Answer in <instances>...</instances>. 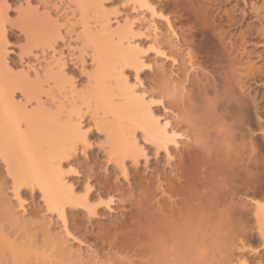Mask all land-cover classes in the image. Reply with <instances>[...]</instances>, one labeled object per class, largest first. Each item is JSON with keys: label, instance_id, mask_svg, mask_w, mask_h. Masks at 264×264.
<instances>
[{"label": "bare ground", "instance_id": "bare-ground-1", "mask_svg": "<svg viewBox=\"0 0 264 264\" xmlns=\"http://www.w3.org/2000/svg\"><path fill=\"white\" fill-rule=\"evenodd\" d=\"M100 1L103 3L105 0ZM134 1L139 2L141 7L149 8L153 15H157L155 9L152 7L154 4H151L156 3L157 0H152V2H149V0ZM189 1L190 3L197 4V9L202 12L199 16L196 15L195 22L197 24L191 29V37L187 38L183 36V33L178 37L175 31L173 34L177 36L176 38L179 43L188 48V53H186L187 59H182L186 60L189 67L185 68V66L182 68L181 66L178 69L180 73L185 72L183 79H181L180 74H178V77H176L177 75L175 76V80L170 78V83V80L166 81L163 78L160 83L161 86H159L161 88L159 103L176 110L180 118L179 121L185 125L183 129L178 127L183 132L181 135H177L173 131L169 132L168 127L170 125L167 123L162 125L159 118H155V115L152 113L153 109L150 104L145 103L144 96L142 99L140 97L136 98V96L131 95V91L127 93L124 89L128 96L124 94L125 97L122 96V98H125L124 101L126 102L120 101L123 104L116 105L114 102L118 99L112 100L114 91L110 89L113 92L111 95V92L108 90L109 88L107 89L108 86H106L109 84L104 83V87V84H101L102 82H98V84L102 85V88L99 90V86L95 90V92L99 90L96 92L97 97L99 93L97 100L100 99L103 104L105 103L104 105L107 108L109 106L108 109L113 111V115L117 116L114 121V126H118L117 131L116 127L110 126L112 124H105L104 120L107 121L105 116V119L102 117L101 121H99L98 126L101 127L102 124H105L106 127H112L111 130L107 127L106 132L110 130L111 135L109 136H113L110 139L113 145L111 147V144H109V146L112 150H115V154H113L116 156H114L115 159L111 156L113 151L111 152L110 148V151H107V153L110 161H115V165L118 166L123 178L127 181L128 193L126 192L127 190L122 191L121 187L111 188L110 186V190H107L104 188L105 184H102L103 182L96 181L94 186L88 184L85 187L84 196L81 197V195H76L74 184L66 180L67 177L62 167V160L74 155L73 153L79 150L76 144L77 140H71V138L76 137L78 139L79 137V139L83 140L79 142H82L84 146L91 147V143L89 144V139L87 138L88 131L82 132L81 119H83V114L80 116V113L78 119L76 118V126H70L72 128L67 126L69 129H65L63 126L65 124L64 121L69 117L65 120V117L62 116L64 120L60 122L64 123L62 127L65 130L63 131L57 126V122L56 125L55 122H52V124L54 123L53 126L48 127L47 124V127L43 126L42 129L40 128L39 132H44L45 130L44 139L48 144L45 149L42 144L38 143L36 145L33 143L34 141L31 143L28 138L26 139L25 135H23V128H21L22 118L28 115V112H23L28 107L26 106L28 103L27 97L30 96L26 93V83L28 81L23 86L26 90H23L22 86H20L22 90L17 88L23 94L22 97L25 99L24 105L21 103L22 100L17 101L18 103L14 102L13 95L15 93L13 94V92L15 91L12 94L10 91H7L10 93V96L0 92V159L6 164L7 174L13 179V193L20 204L19 207L25 210V200L21 195L27 193V190H29L28 192L31 191L32 199L39 192L46 211L57 214L63 222L66 233V236H64L68 237V241L71 238L77 239L76 235L86 239L87 242L92 238L87 233H81L84 225L81 228L82 224L79 221L80 227L77 226L79 224L76 222L78 219L74 218L77 214L84 215L86 219L84 221L91 226L94 222V217L92 216H95L99 205L103 204L110 208V204L118 202L117 208L120 209L122 216L121 218L114 219L112 226L108 228L111 233L108 235L109 240L107 242L109 241V243L105 245V249L108 248V253L114 252L115 256L103 258L100 262L95 257H92V260H87L81 254L72 251V248L70 249L64 236L55 232L53 233L50 223L46 224L39 220L37 221V216L33 213H31V218L29 219H26L25 215L22 217L14 216L11 211L13 209L7 206L8 201L6 200L7 202H5V198L1 195V190L0 264H9V259H12V264H19L17 260L19 258L18 250L24 247L31 250L33 256L28 257L26 253L25 256L27 257H24L23 254L20 255L23 260L26 258L23 261L24 263L21 261L22 263L20 262V264H232L237 259V253H241L242 257H244L247 252L244 251V248L249 243L260 240L264 244V205L256 204L258 209H256L257 211L254 215L250 204L253 198L264 200V117H254L253 113H257L255 112V106H253L255 103L253 104L254 101L251 98L249 99L248 92L254 85L261 84L259 87L263 89L264 96V67L259 69L255 67L251 60L252 57L250 58L251 53L248 51L251 41L257 38L255 37L254 21H250L245 30L240 32L235 39L232 33L237 29L238 22L234 19V15L231 12H224L221 17H218L217 9L214 8L216 4H219L217 0ZM251 10L253 13H246L244 16L246 21L252 20L254 17H260L257 6L252 5ZM259 21L262 23L264 17L260 18ZM106 23L108 22L106 21ZM107 26L105 24L103 32H105V27ZM261 36L263 37L264 33ZM122 39L120 38V41H117L123 48V46L125 47L123 45L125 42ZM131 44V41H128L127 47L129 49L130 47L132 48ZM158 44L161 47L160 44L163 43ZM164 45L162 47L164 49L167 48ZM127 47L123 49L126 52H120L124 56L127 54L126 57L130 56L131 52H136L135 47L137 52L140 50L138 49L139 47L135 46L133 47L134 49L132 48L133 51L130 49L131 51L129 52V50L127 51ZM176 47L178 46L176 45ZM158 49L159 51L162 50ZM117 51L119 52V50ZM162 51L161 54L166 56L164 51ZM178 51L174 53L173 49L170 50L174 58L179 57ZM137 52L135 55H137ZM133 53L131 56H135ZM115 55L113 56L115 57ZM138 55L135 62L141 59ZM3 56L5 57L6 55L4 54ZM118 57L115 58L119 60L122 56L118 55ZM180 58L177 60H180ZM3 59V62L7 61L6 57ZM177 60L174 59L175 62ZM121 61L120 70L117 71L118 74L115 73L118 75L117 77L125 75L122 73L124 69L120 73L123 64H121ZM129 62L127 61L126 63L130 65L131 63ZM115 64H118L117 60ZM141 64L138 63L137 65L141 66ZM4 65L9 66L6 63ZM65 65H59L60 68H57V70L65 67ZM111 65L113 66V62ZM113 67V71L118 70L117 68L113 69ZM105 70L108 72L109 69ZM109 72L105 74H109ZM37 75L39 76V74ZM109 75L110 80H112V74L110 73ZM60 76L62 75L60 74ZM107 76H102V78L105 80V78L109 77ZM120 80L122 79H119L117 83L115 81V85L119 84ZM125 80L121 82L127 86L128 81L126 80L125 82ZM98 81H101V79ZM121 82L120 84L122 85ZM27 86H30V84ZM1 89L5 92L3 88ZM29 89L30 87H28V92ZM121 91L123 90L121 89ZM114 95L116 94L114 93ZM34 99L37 100V103L41 101L36 96ZM39 105H36V110H40V113L45 106H41L38 109ZM104 105H101L102 108ZM101 106H96V108H101ZM33 111L30 112L31 116L33 115L31 113H34ZM49 111L47 112L49 113ZM56 112L58 113V111ZM56 112L54 113L55 116L51 115L54 116V119L57 116ZM45 114L47 113L45 112ZM59 115L61 116V113ZM99 115L96 117H99ZM47 118L45 119L48 120ZM26 120H30L29 117ZM39 120L41 122L40 118ZM34 121L35 125H37L38 120L35 118ZM96 121L97 126V118ZM27 126L29 125L26 124ZM251 126L258 129L261 136L260 140H258L260 153L258 159L252 157L251 154L253 152L250 151L251 148H248V144L245 143L247 137L251 134V130H249ZM24 130L27 132V128ZM34 132L35 134L32 133L30 135L34 134L33 136L35 137L36 131L34 130ZM116 132H118L116 135H112ZM139 132L145 144L147 142L155 146L157 154L162 150L163 152L165 151L167 157H169L168 159H171L168 151L170 144L178 146L176 137L180 136L187 139V141L182 142L183 149L181 154H175V161L169 162L171 163L172 175L164 176L165 174H161L156 180L157 185L154 188H151V184H147L148 182L146 183V181L141 183V178L137 181V174H129V171L137 170L140 162L139 158L146 157L145 149L140 147L141 144H139ZM69 137H71V141L76 143L69 142V144H65V141H70L68 140ZM34 140H36V137ZM39 145H42V147ZM117 151L119 155H116L118 154ZM126 161H130L132 164L130 168L126 167ZM71 171L77 175L79 174L75 169ZM95 193L98 194L95 195ZM107 195L112 197L109 201L103 202L102 196L105 197ZM95 196L101 199V202L98 203L99 205H93L90 201V198H95ZM116 196L120 197L118 201H116L117 198L116 200L114 199ZM234 197H239L243 201V204L244 202L247 204L241 205L242 203L240 202L241 204H239L238 200L236 202L233 201ZM247 200H250V202H247ZM253 218L258 225L257 232L259 231V236H255L253 232L255 229H251L250 224L254 221ZM104 234H97L98 236H95L96 239L93 243L95 245L100 244V242L104 244V241H100L102 239L99 237H102ZM130 239L131 241L134 240V243L131 242L134 245L133 253L127 250L129 247L132 248L133 245L129 244V247H126V249L122 245L124 244V240ZM120 240L122 241L120 242ZM238 241L242 245L241 250L244 249L241 252L234 250V247L237 246L235 243ZM234 244L235 246H233ZM102 248L104 249V246ZM6 249L9 252H5ZM117 255L119 256L117 257ZM251 255L243 258L245 260L241 261V264H258L259 259H264V254L258 251ZM95 260L97 261L96 263L94 262ZM238 264L240 263L238 262Z\"/></svg>", "mask_w": 264, "mask_h": 264}, {"label": "rangeland", "instance_id": "rangeland-1", "mask_svg": "<svg viewBox=\"0 0 264 264\" xmlns=\"http://www.w3.org/2000/svg\"><path fill=\"white\" fill-rule=\"evenodd\" d=\"M98 1L100 0H0V13L2 14H0V89L3 88L5 90V92H3L1 89L0 92L6 94L7 96H10V93L12 94V92L15 91L13 92V94L15 93V95H13L14 102L18 103L22 100L21 103L24 105L25 99L22 97L23 94L21 90L22 87L25 86L24 83L28 81L26 84H30V86L26 85L27 90L23 87V90H26V93L30 95L27 97L28 103L26 104V106H28V110L26 108L25 110H23V112L26 111L28 112L27 114L30 115V112H32L34 108L35 109L33 111L34 113H31L33 114L32 116L26 115L24 116V118H22L21 128H23V135H25L26 139L28 138L31 143L34 141L33 143L36 145L40 143L44 148L48 144L44 139L45 130L44 132H39L40 128L42 129V127L46 126L47 124L48 127L53 126L54 123L52 124V122H55L56 125L57 122V126L60 128V130L63 131L65 129L76 126V120L78 119L79 114L81 113L80 116L83 114V119H81L82 132L88 131L87 138L89 139V144L91 143V147L87 145L84 146L82 142H79L82 140L79 139V137L78 139H76V137H69L68 140H70L71 138V140H77V143L70 140L65 141V144H69V142L76 143L79 150L77 149V154L73 153L74 155H71L67 159L62 160V167L65 172V176L67 177L66 180L74 184L76 195H81V197L84 196L85 187H87L88 184L94 186L96 184V181H101V183L103 182L102 184H105L104 188H106L107 190H110V186L111 188L121 187L122 191H126L128 189L127 181L125 180V178H123L118 166L115 165V161H110V157L107 153V151H110L111 149L110 146L112 147L113 145L111 144L112 141L110 140L113 138V136L110 137L109 135H111L110 130L112 129V127H116V125L114 126V121L117 116L113 115V111L108 109L109 106L107 108V106L104 105L105 103L103 104L100 99L97 100V98L99 97V93L97 97L96 92L101 90V84H109L106 85L108 86L107 89L109 88V91L110 89H112L111 91H114V93L117 95H114V93L110 91L111 95L113 93L112 100L114 101L118 99L116 101H118L119 104L116 101L114 102L116 103V105H120L126 102L124 101L125 98L123 99L122 96L125 97L127 95L126 92L128 93V91H131V95L136 96V98L140 97L142 99L144 96L143 99L145 100V103L151 105V108L153 109L152 113L155 115V118H159V121L162 125L166 123L170 125V127H168L169 132L173 131L177 135H181L183 133L181 132V130H179V128L183 129L185 128V125L181 121H179L180 118L178 117L176 110L167 107L165 104L159 103V94L161 89L159 86H161L160 83L163 78L166 79V81H169L170 78L175 80L176 77H178V74H180V76L182 77L181 79L185 77V72L183 71L180 73L178 72V69H180L181 66L182 68H184L185 66V68L189 67V64L186 63V60L182 59H187L186 53H188V48L179 43L176 37H179L183 33V36L190 38L191 29L194 25L197 24L195 22L196 15L199 16V14L202 13L197 9V4L190 3L189 0H157L156 3H151L154 4L152 7L155 9L157 15H153L152 11L149 8L141 7L140 3L134 0H103V3H101L102 1ZM150 1L152 2V0H149V2ZM217 1L219 4H216L214 8L217 9L216 12L218 13V17H221L224 12H231L232 15H234V19L238 22L237 29H235L232 33V35L235 36V39L240 34V32H243L245 30L247 24L250 21H254L255 37L257 38H254L251 41V45L248 47V51L251 53L250 58L252 57L251 60L253 61L254 66L258 69L264 67V36H261L264 33V21L262 23H260L259 21L260 18L264 17V0ZM252 5L259 8L258 14L260 15V17H254L252 18V20L246 21L244 19V16L246 13H250L252 11ZM6 9L8 10L6 11ZM253 16L255 15L253 14ZM106 21L108 23L111 22L112 24H108L106 23ZM118 22L119 24H117ZM105 24L108 25L107 27H109V29L105 27V32H103V27L105 26ZM130 28L132 29V31ZM106 29L108 30V32H106ZM174 31L177 36L173 35ZM109 34L111 35V38ZM120 38H123L122 40L125 43H122L123 45H125V47H127L128 41H131L132 48L135 46H137V48L139 47V52H137V49L135 47L137 55L139 54L138 57L141 58L138 62H135L137 61V55H135L136 52H131V55L133 53V55L135 56L128 55V57H126L127 54H125V56L120 54V52H126V50H123L125 47L123 46L122 48L121 44L117 41ZM126 38H129L127 39L128 41L126 40ZM112 40L115 42H113ZM161 42L163 43L160 44L161 47L165 43L164 46L167 48L164 49L163 47L161 48L160 46H158V43ZM176 45L178 47H176ZM116 47L117 49H115ZM132 48L130 47L131 50ZM158 48L162 49L166 56L161 54L162 50L159 51ZM130 49L127 47V51L129 50L130 52ZM172 49L174 53L180 50L178 51V58L182 56L180 60H177V57L174 58L172 56V53L170 52V50ZM117 50H119V52ZM4 54L6 55V62H3V58H5L3 56ZM115 54L121 55L122 57L124 56L123 58L121 57L119 59L120 61L123 59V61H121V64H123L120 73L124 69V72H122L125 74H123L124 76L119 75V77H117L118 75L115 74L120 70L119 68L121 66L120 61L118 60L120 56L118 57V55ZM113 55L118 58H115ZM174 59H176L177 62H175ZM116 60L119 66L118 64H115ZM127 61H130L129 63L131 64L129 65L128 63H126ZM60 62L63 65L66 64L65 67H62L64 69V73L62 72V68L58 69L61 71L57 70V68H60L59 65H62ZM112 62L114 67L111 65ZM141 62L142 64H144L143 66ZM3 63L9 64V66L4 65ZM138 63H140L141 66L137 65ZM108 65L111 66L109 67ZM112 67L113 69L117 68L118 70H115V72L112 70ZM105 69H109L108 72L110 71L109 74H112V80H110L109 74H105L108 73ZM51 71L53 72L51 73ZM102 71L105 75L109 76H107L108 78L104 77L105 80L102 78V76H105L104 74H102ZM36 73L39 74V76ZM60 74L63 77L60 76ZM24 75L27 78H25ZM99 79H101V81H98ZM119 79H122L120 80V82L126 79L129 83L127 82V86L125 85V83L123 85L122 82V85L120 84V82L119 84L115 85L117 81H119ZM98 82L102 83L98 84ZM170 82L171 80L169 81V83ZM257 85H254V87L248 91L250 96L249 99L251 98L254 101L253 102L251 100L253 104L255 103L253 105L255 106V112H257L256 114L253 113V115H255V118H257V116L264 117V102L262 99L263 89L259 87V85L261 84H259L258 86ZM122 86H124L125 88ZM28 87H30L31 89H29V92ZM17 88L21 90L19 91V89L17 90ZM98 88L99 90L95 92V90ZM121 89L123 91H121ZM124 89L126 90V92L124 91ZM115 90L117 93L115 92ZM7 91H10V93ZM121 92L124 93L122 94ZM35 96L37 99H41V105H39L40 102L37 103V100L34 99ZM128 99L130 98L128 97ZM120 101L123 103H120ZM96 102L98 105L96 104ZM36 105H39L38 109H40L41 106H45V110L44 108H42L43 112L42 110L40 112L42 115L39 113L40 110H36ZM101 105H104L105 107L103 106L102 108ZM96 106H101L102 109L99 107L96 108ZM107 110L108 112L106 113ZM44 111L47 114H45ZM47 111H49V113ZM56 111H58L59 114L61 113V116ZM55 112L57 118L55 117L54 119ZM68 112L70 113L68 114ZM36 115L38 118L35 117ZM48 115L54 116H51L52 118H49ZM58 115L61 119L58 117ZM98 115L99 117H96ZM106 115L108 116V118ZM27 116L30 120H26L28 119ZM62 116L65 117H63L65 120L68 117H71L72 120L71 118H68L66 121H64V124L63 122H60L64 120ZM104 116L107 119V121L104 120L105 124H112L110 125L112 127L107 126L110 129L107 132L106 130L108 128L105 124V126L103 124L101 126L100 124L102 128L98 126L100 123L99 121H101L102 117L103 119H105ZM35 118L36 120H38V124L36 123L37 125H35ZM39 118L41 119V122ZM45 118H47L48 120H46ZM96 118L98 120L97 126ZM43 120H45L47 123L45 121L42 122ZM27 121L30 123H28ZM26 124L29 126L30 124L33 125H31L30 127H26ZM62 125L65 127V129L62 127ZM67 126H69V128ZM35 127L36 129H34ZM117 127L115 128L116 131L118 130ZM26 128L27 132L26 130H24ZM103 128L106 129L104 130ZM173 128L175 129V131ZM34 130L36 131L37 135H35L36 140H34L35 137L33 136L35 134ZM249 130H251V134H249L245 143L248 144V148H251L250 151L253 152L251 154L252 157L258 159L260 156L258 149V140H260L261 136L259 135L258 129L251 126L249 127ZM32 133L34 134L31 136L30 134ZM117 133L118 132L112 135H116ZM107 136H109L110 138H107ZM138 140L139 144H141L140 147L145 149L147 158L140 157V162L137 170L129 171V174H137V181H139V179L141 178V183H144L146 181V183L148 182L147 184H151V188H154L157 185L156 180L161 176V174H165L164 176L172 175L171 163L169 162L175 161V156L177 155V153L178 155L181 154L183 149L182 142L187 141V139L179 136L176 137L178 146L170 144V146L168 147V151L171 155L170 158L172 160L168 159L169 157H167L165 151L163 152L162 150L157 154L155 146L147 142L145 144V141L141 138L140 132L138 133ZM109 144L111 145L109 146ZM42 145L39 146L42 147ZM82 146H84L85 149ZM112 151L113 153L111 156L114 157L115 155L113 154H115V150L111 149V152ZM117 153L118 154L116 155H119L118 151ZM1 162L2 161L0 159V192L2 190L1 195L5 199L2 198V196L1 198L4 199L5 202L8 201L7 206L10 209H13L11 210L13 212V215L16 217H22L25 215L26 219H29L31 218V213H33L37 216V221L39 220L46 224L50 223L53 228V233L55 232L56 234H61V236H66L63 222L61 221V219H59L57 214L48 213L49 211H46L42 196L39 192L37 193V196L32 199L30 193L31 191L28 192L29 190H27V193L21 195V197L25 200V210L19 207L20 204L18 203L17 198L13 193V179L7 174V168L5 167L6 164L4 162ZM126 162V167L130 168V165L132 166V164L130 163V161ZM74 169L79 172L78 175L71 171ZM152 184H154L155 186ZM126 192L128 193L129 191L127 190ZM126 192L125 194H127ZM97 194L98 193H95V195ZM111 197L112 196L107 195L105 197L102 196L101 199L104 200H102L103 202H106L109 201ZM119 198V196L114 197L116 201H118ZM101 199L95 196V198H90V201L93 205H97L99 202H101ZM237 200L239 201V204L242 203L241 205H244L246 203L244 202L243 204V201L239 197H234L233 201L236 202ZM247 202H250V200H247ZM117 204L118 202H115V204H110V208L103 204L101 206L98 204L99 206L97 207V212L95 216H92L94 217V222L91 226L84 221V215H75L77 218H74L78 219L76 222L79 223L80 221V223L82 224L81 228L84 225V229H81V233H87L91 235L92 238H90V240H88L87 242L86 239H83L79 235H76L77 239L71 238L68 241V237L64 236L69 244L68 246L70 247V249L72 248V251L81 254L82 257H84L85 259L87 258V260H92V257H95L99 262L102 261L103 258H108L113 255L115 256L114 252H112L113 254L108 253V248L105 249V245L109 243V241L107 242V240H109L108 235H110L111 233L108 228L112 226L114 219L122 217L120 209L117 208ZM250 204L252 212L255 215L257 211L256 209H258V206L256 204L262 206L264 205V200L260 198H253ZM254 221L250 224L251 229H255V231H253L255 236H259V231L257 232L258 225L255 219ZM80 223L77 225L78 227H80ZM104 233H108V237L105 236ZM97 234H104L102 235L103 238L99 236L100 239H102L100 241H104V244H102L100 241V244H98L99 246L93 243L98 236ZM122 240H120V242ZM123 242L124 244L122 245L126 249V247H129V244L133 245L131 242L134 243V240H124ZM127 242L129 243L126 244ZM235 244L237 246H235ZM235 244L233 245L235 246L234 250H237V252H241L245 249L244 251L247 252L246 254L244 252V257H242L241 253H237V259L232 264H238V262L241 264V261L245 260L243 258L248 257V255L252 256L251 254L255 253L256 251L264 254V244L260 240L249 243L243 250H241L242 245L239 241ZM102 246H104V249L102 248ZM25 250H27L28 253L25 252ZM127 250H130L131 253H133L134 245L132 248L129 247ZM5 252L9 251L6 249ZM31 252L32 251L27 247L18 250V263L20 264L21 261L23 262L26 259L24 258L27 257L25 256L26 254L28 255V257H32L33 253ZM22 254L24 256V260L22 259V256H20ZM88 255L90 258L88 257ZM118 256L119 255H117V257ZM240 257L242 258L240 259ZM11 260L12 259H9V264H12L13 261ZM96 260L94 261L95 263L97 262ZM258 262L260 264H264V259H259Z\"/></svg>", "mask_w": 264, "mask_h": 264}]
</instances>
